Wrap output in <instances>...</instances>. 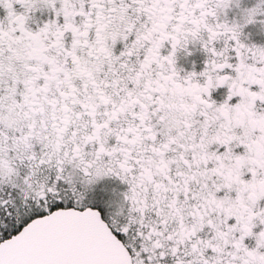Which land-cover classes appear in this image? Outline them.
Here are the masks:
<instances>
[{
	"label": "snow or ice",
	"instance_id": "6c2138e0",
	"mask_svg": "<svg viewBox=\"0 0 264 264\" xmlns=\"http://www.w3.org/2000/svg\"><path fill=\"white\" fill-rule=\"evenodd\" d=\"M0 264H264V0H0Z\"/></svg>",
	"mask_w": 264,
	"mask_h": 264
}]
</instances>
